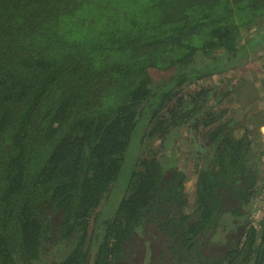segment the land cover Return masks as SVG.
<instances>
[{
	"label": "trees",
	"instance_id": "1",
	"mask_svg": "<svg viewBox=\"0 0 264 264\" xmlns=\"http://www.w3.org/2000/svg\"><path fill=\"white\" fill-rule=\"evenodd\" d=\"M263 23L264 0H0V264H264V152L182 91ZM200 125L189 208L174 138ZM134 139L160 144L125 176Z\"/></svg>",
	"mask_w": 264,
	"mask_h": 264
},
{
	"label": "rangeland",
	"instance_id": "2",
	"mask_svg": "<svg viewBox=\"0 0 264 264\" xmlns=\"http://www.w3.org/2000/svg\"><path fill=\"white\" fill-rule=\"evenodd\" d=\"M256 29L243 32L244 38L241 43H247V41H249L248 44H250L252 42L250 39L253 34L258 33L256 36H259L264 32V23ZM226 61H228L229 64L223 73L219 75L215 74L210 78L203 77L196 81L191 79L190 83L185 82L183 84L182 91L185 94L202 87L209 89L208 93L203 96L204 99L202 103H207V107L213 110L215 115H219L220 112L225 109L226 113L220 118L218 123L229 122V130H234V133L237 135L241 133L247 134L252 143V150L255 151L257 155H260L264 152V39L259 38L258 42L247 46V49L243 50L241 55H229ZM198 66L201 67V69L205 68L203 60L198 62ZM150 75L153 86L160 88L170 78L171 72L153 69ZM177 97H179V95H177ZM203 97L195 98L194 102L196 106L201 103ZM179 112L182 113V110H179ZM232 118L235 121H231ZM204 131L205 130L200 125L197 130H183L180 137L174 138V159L179 163V169L184 171L185 177L187 178L185 192L188 197L189 208L193 204L195 194V178L192 174L193 165L191 162L192 159H194V154L192 153V156L189 153L192 152L191 137L193 136V140L199 146H203L204 143H206V137L203 136ZM143 132H145L144 129ZM146 144L147 142L144 143V148L141 150V147L136 143L135 139L132 142V146L128 150L125 161V176L131 172L136 160L143 155L142 153L146 156L151 155L153 151L159 147L160 141L158 139L153 140L147 147ZM161 153H166V151H161ZM176 157L179 158L177 159ZM259 163V179L262 189L259 193L260 198L258 199V202L261 201V203L257 204L254 202V208L258 210L254 216L257 222L260 221L262 217L261 212L264 209V173L260 175V172L264 170V156ZM122 196L123 194L121 191L113 194L108 203L107 211L115 210ZM99 211L98 216H100V213L104 212L105 209H100ZM207 246H210V248L212 247L210 244Z\"/></svg>",
	"mask_w": 264,
	"mask_h": 264
},
{
	"label": "flooded vegetation",
	"instance_id": "3",
	"mask_svg": "<svg viewBox=\"0 0 264 264\" xmlns=\"http://www.w3.org/2000/svg\"><path fill=\"white\" fill-rule=\"evenodd\" d=\"M184 126H186V127L188 128V127L190 126V124H189V123H188V124L185 123ZM232 131L235 132L234 130H232ZM242 135H243V133H241V134H239V135H237V134L235 133V136L238 137V138L241 137ZM250 141H251V140H250ZM251 145H252V143H251Z\"/></svg>",
	"mask_w": 264,
	"mask_h": 264
}]
</instances>
